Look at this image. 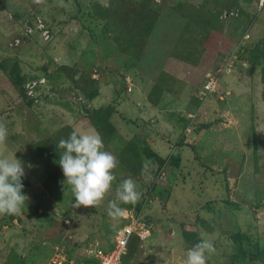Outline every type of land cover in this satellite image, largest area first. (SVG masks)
I'll use <instances>...</instances> for the list:
<instances>
[{"label": "rangeland", "instance_id": "rangeland-1", "mask_svg": "<svg viewBox=\"0 0 264 264\" xmlns=\"http://www.w3.org/2000/svg\"><path fill=\"white\" fill-rule=\"evenodd\" d=\"M97 4L111 15L100 16L104 20L94 17ZM146 11L155 16L153 20L147 17L155 21L153 30L147 39L145 31L136 32L131 50L122 52L118 41L130 38L128 32L136 31ZM35 16L49 25L52 41L43 43L36 35L11 47L21 31L20 22ZM207 20L220 31L211 32V38L203 41L202 24L194 21ZM71 21L75 24L67 26ZM263 48L264 6L260 7L259 0H0V122L8 129L5 155L15 153V158L32 165L26 167L25 177L31 184L24 177L29 200L21 214L0 216V264H49L61 257L91 263L93 247H109L125 221L123 216L110 217L108 205L116 199L121 181L128 178L136 182L141 198L120 207L140 217L151 236L143 243L148 252L138 251L131 259L128 249L124 264H168L172 242L158 230L173 225L183 235L185 222H190L200 233L196 213L209 223L213 220L212 231L207 233L216 251L208 264H217L221 258V264H234L231 256L237 250L229 234L241 229L250 239L243 244L247 254L254 242L264 243L263 219L259 232L254 220L255 209L261 204L264 208V77L261 67L250 62L251 53ZM58 50L64 54L61 61ZM229 62L232 71L218 75ZM162 73L168 76L170 88L153 106L159 96L151 93L150 103L147 96ZM216 75L224 84L200 100L202 85ZM43 77L47 83L39 91V102H26L24 85ZM92 80L99 96L91 108L112 105L118 115L110 118L117 134L107 130L105 150L117 157L119 165L101 204L74 208L71 186L63 183L58 164L62 150L56 149L57 160L49 161L37 148L54 141L65 127L77 132L92 128L89 115L83 116L68 99L82 98L80 89L96 88ZM16 81H21L19 86ZM201 131L199 145L205 152L198 155L184 141L192 132L190 140H195ZM182 137L183 145L176 150ZM144 146L163 158H177L180 149L184 153L178 158V168L171 166L160 180L161 167L148 164L138 151ZM207 199L211 210L200 212ZM168 208L186 216L170 213ZM250 210L254 224L248 226L249 217L239 229L227 227L229 218ZM150 254L155 260H150Z\"/></svg>", "mask_w": 264, "mask_h": 264}, {"label": "clouds", "instance_id": "clouds-1", "mask_svg": "<svg viewBox=\"0 0 264 264\" xmlns=\"http://www.w3.org/2000/svg\"><path fill=\"white\" fill-rule=\"evenodd\" d=\"M36 2L41 3L42 0ZM7 139V126L0 122V216L21 214L29 200L24 193L23 179L26 167L31 168L32 165H25L15 158V153L10 157L5 155ZM57 146L62 150L58 164L64 176L63 183L71 186L75 200L73 207L94 208L101 204L112 188L116 179L114 170L119 165L117 157L105 150L101 134L95 128L73 131L66 139H60ZM140 198L136 182L131 178L124 179L116 189V199L109 201L108 215L119 219L127 211L120 204H134ZM215 251L212 235L202 229L199 242L186 250L182 264H207Z\"/></svg>", "mask_w": 264, "mask_h": 264}, {"label": "trees", "instance_id": "trees-1", "mask_svg": "<svg viewBox=\"0 0 264 264\" xmlns=\"http://www.w3.org/2000/svg\"><path fill=\"white\" fill-rule=\"evenodd\" d=\"M94 17L97 15V17L99 19L104 20V17H100V16H108L111 15V12L106 9V7L101 6L100 4H97L94 7ZM151 16V11H146L145 13L142 14V18H140L142 21L139 22L138 28L136 29V31H132V32H128L130 38L125 39V37L123 38V41H121L119 43L118 41V48L122 51V52H126V54L131 50L132 46L134 45V40L136 39V32L138 34H142L145 31V35L144 38L147 39V34L150 33L153 30V25L155 24V21H147V17ZM96 17V18H97ZM97 18V19H98ZM151 20H153L155 18V16H151L150 17ZM197 24H202V32L204 35V39L208 40L211 38L212 34H210L211 32H218L220 31L218 27H216L215 25L212 24V21H194ZM119 29H122V23H119L118 25ZM132 30H134V28H131ZM117 39L119 40V37H117ZM116 39V41H117ZM139 39V36H138ZM251 59L250 62L254 65H259L262 69V77H264V48L261 51H256L251 53L250 55ZM134 61L136 62V56L134 55ZM139 60V57H138ZM134 62V63H135ZM139 62V61H137ZM136 62V63H137ZM76 77H74L75 79ZM77 79V78H76ZM168 76H166L165 74H161L159 76V78L155 81L154 85L152 86L147 98H148V102L150 103V95L152 93L153 95L159 96L158 101H156L155 104H152L153 106H157L160 101L162 100L163 96L167 93L168 88H170V84H168ZM92 83H94V85L97 86V83L95 81H91ZM21 83V81H16V84L19 86ZM262 84L264 85V82H262ZM79 87V86H78ZM75 88V87H74ZM23 91H21L22 93ZM79 93L82 94V99L84 100V103L86 106H89L88 108L90 109V114L88 117H86L87 119H89L90 125L92 128H95L103 137V140L105 141L106 138V134H107V130H109V132L111 133H116V128L114 127V125L111 123L110 118L112 117V115L115 112V108L112 105H106V106H102L99 108H91V103L94 99H96L99 96V89L98 86L96 88H94L93 90H79ZM47 96V95H46ZM25 97V95H24ZM31 103V101L29 102ZM73 128L72 127H65L63 129H61V132L58 133L57 137L54 141H51V143H42V146L39 148H37V153L39 152V155L41 157H43L45 160H57V157L55 156L56 149H59L58 142L60 139L64 138L66 139L71 132H73ZM46 144L49 146H46ZM104 144L106 145V141L104 142ZM140 150V151H139ZM138 151L143 155V157L146 159L147 163L150 165H158L159 167L162 166H172L175 168H178L179 166V157H169V158H162L160 157L158 154H156L154 151H152V149H150L149 147H141L138 148ZM137 153V152H136ZM26 178V177H25ZM23 179L24 182V186L28 185L26 179ZM30 184V183H29ZM169 191V190H168ZM167 192V191H166ZM165 192V193H166ZM158 196H160V191H157ZM169 194H166V196ZM162 196V195H161ZM160 196V197H161ZM227 205H231L227 204ZM207 210H211V205L209 204L207 206ZM148 213V212H147ZM199 221H202L201 223H203V225H207V223L204 221L203 219H198ZM55 223H59V221H55ZM125 221H123L121 223L124 224ZM63 225V223H62ZM209 229V228H208ZM229 237L233 243V247L234 249L237 250V253L231 256V259L233 261L234 264H236V262H248L249 264H264V245L261 246L258 242H254L253 244H251V251H249L250 253H246L244 251V243H250V239L249 237L242 231H237L234 233L229 234ZM186 250L188 248H190L191 246H193L194 244L198 243L200 240V235L198 233L197 230L195 229H191L188 231H184L183 235H182ZM138 241L139 239L134 236L128 246L129 249V256L131 257L138 245ZM129 257V258H130ZM91 263L88 264H94V261L90 260ZM16 264H20L18 262H16ZM207 264H208V260H207Z\"/></svg>", "mask_w": 264, "mask_h": 264}, {"label": "built area", "instance_id": "built-area-1", "mask_svg": "<svg viewBox=\"0 0 264 264\" xmlns=\"http://www.w3.org/2000/svg\"><path fill=\"white\" fill-rule=\"evenodd\" d=\"M259 5L260 7L264 6V0H259ZM20 29L21 31L19 36L14 38L10 43L11 47H17L24 39H28L36 35L43 43H49L53 39V33L49 25L46 24L39 16H35L34 20L32 19V21L20 22ZM231 71L232 63L229 62L222 70L218 71V75L220 73L228 74ZM45 81L46 79L43 77L42 80H32L24 85L26 102L29 103L31 101L32 104L39 102V99H41L39 91L44 87ZM219 83L220 81L217 75L208 77L199 92L200 100L206 99L209 95H213L215 92H217L219 89ZM129 90L130 89H128V91ZM43 95H45V93ZM192 117V114H189L188 120H191ZM167 166L165 165L160 168L158 179L163 180V176L168 169ZM123 218L125 223L120 225L116 230L111 247L104 249L96 244L92 251H90L94 264H124V257L127 256L128 246L131 239L136 236L139 239V242H141L150 236V229L146 225L142 224L140 217L137 218L136 216H133L132 212H126ZM49 264L86 263L61 257L52 259L51 263Z\"/></svg>", "mask_w": 264, "mask_h": 264}, {"label": "crops", "instance_id": "crops-1", "mask_svg": "<svg viewBox=\"0 0 264 264\" xmlns=\"http://www.w3.org/2000/svg\"><path fill=\"white\" fill-rule=\"evenodd\" d=\"M72 21H74V20H72ZM72 21L70 22V23H68L67 24V26H71V24L73 25V24H75V22L74 23H72ZM78 22V21H77ZM64 27H63V29H66L65 27H67L66 26V24H64L63 25ZM58 54H60L59 55V58H60V61H61V59H63L64 58V54H63V52L61 53L59 50H58V53H57V55ZM66 55V54H65ZM136 79V78H135ZM244 80V85H247V81H245V78L243 79ZM137 81V80H136ZM220 81V80H219ZM142 83H146V82H142ZM139 84L140 86H143V85H145V84ZM220 83H221V81H220ZM222 84V83H221ZM224 84V83H223ZM222 84V85H223ZM262 86H264L263 84H262ZM145 92L147 93V90H145ZM166 95V94H165ZM164 95V96H165ZM164 96H163V98H164ZM162 98V99H163ZM148 100V99H147ZM257 100V98L255 99V101ZM185 103V102H184ZM201 105V104H200ZM200 105L197 107V108H199L200 107ZM182 108H186L185 106H184V104H182V105H180ZM258 106H260L259 104H258ZM261 106L262 107H264V105L263 104H261ZM88 107V106H87ZM115 108V107H114ZM207 113V112H206ZM113 115H117V112H116V109H115V112H114V114ZM118 116V115H117ZM187 125H188V123H187ZM201 133H202V131L201 132H197V134H195V136H196V139L195 140H190V136H193L194 134H193V132L190 134V135H186V139H185V141H184V144L186 145L187 144V146L188 147H192L193 149H194V151L195 152H197L198 153V155H199V153H201V154H204V152L202 151V149L200 148V145H199V141H200V135H201ZM182 141H183V137H182V139L179 141V143L177 144L176 143V146H175V149L176 150H178V147H181V145H183L182 144ZM168 143H169V141H168ZM180 149V148H179ZM203 150H204V148H203ZM153 151V150H152ZM155 152V151H154ZM156 153V152H155ZM182 153H184V152H182L181 151V149L179 150V156L178 157H181V154ZM157 154V153H156ZM160 156V155H159ZM203 156V155H202ZM161 157V156H160ZM171 157V156H170ZM163 158V157H162ZM169 158V157H168ZM167 159V158H166ZM206 159V158H205ZM181 165H182V163H181ZM181 165H180V168H181ZM168 168H170L171 166H167ZM214 167V166H213ZM27 179V178H26ZM27 181L31 184V180L29 181L28 179H27ZM229 184H232L231 182L229 183ZM172 195V194H171ZM227 198H228V192H227ZM170 200V199H169ZM212 200V199H211ZM166 203H167V201H166ZM262 203H264V200H262ZM209 204H211L210 203V201L207 199L206 200V202L205 203H203V206L202 207H200V212H202V211H207V206L209 205ZM262 205V204H261ZM260 205V206H261ZM260 206H258V209H261V210H259L258 211V209H255L256 210V212H258V216L256 215V217L254 216V214L251 212V210H250V212L247 214V215H244L243 214V212L242 213H240L237 217H235V218H229L228 219V225H227V227H233V228H235V229H239L242 225H246V223H247V220H248V218L249 217H252L251 218V220H250V223H249V225L248 226H250V224L251 223H253L254 224V220H256V226H257V230H258V232H259V228H260V226H259V224H260V221L263 219V221H261L262 223H264V210H262V209H264L263 207H260ZM170 208H168V210H169ZM263 211V212H262ZM168 212H170V213H173V214H179V212L178 211H171V210H169ZM262 212V213H261ZM191 213H193V211L191 212ZM216 213H218V211L216 212ZM179 215H181V214H179ZM183 216H186L184 213H183ZM182 215H181V217H183ZM253 217H255V219L253 220ZM196 218H198V219H203V222L205 221L206 223H207V225H203V223H201L202 221H199V223H200V228H202V229H204V231H210V228L212 227V223H213V220H212V222L211 223H209L208 221H206L205 220V218L202 216V215H200V214H197L196 213ZM239 219V220H238ZM220 222H224L223 223V226H225V221H224V219L222 218V220L220 221ZM186 223V225H187V227H186V230H184V231H188L189 229H195V230H197L198 231V233H199V227H197L196 226V224L194 225L193 223H191V224H189L190 222H185ZM178 227V226H177ZM205 227V228H204ZM215 227V226H214ZM213 227V228H214ZM149 228V227H148ZM176 228V227H175ZM174 227H173V225H170V227L167 225V230H165V231H163L162 230V232L160 231V230H158V233L159 234H165V238H166V240L168 241V243L169 242H172L171 243V247H170V253H171V256H172V258L170 259V261L168 262V264H182V262H183V259L185 258V255H186V247H185V244H184V241H183V238H182V235H181V230H180V228H176L175 229ZM209 228V229H208ZM150 229V228H149ZM172 229V234H171V232H170V230ZM243 229H241V231H242ZM257 230H255V231H253V233H252V235L253 236H256V234H254V233H256L257 232ZM211 231H212V228H211ZM210 231V232H211ZM243 232V231H242ZM199 235H200V233H199ZM150 236H151V232H150ZM150 236H149V238H150ZM149 238H146L144 241H141V242H139V244H138V246H137V248H136V250H135V252H134V254L132 255V257H131V259H133L136 255H137V252L138 251H141L142 253H144V251H147L148 252V249H147V246H145V245H143V243L147 240V239H149ZM112 244V243H111ZM259 244L261 245V246H263L264 245V243L259 239ZM109 247H111V245L109 246ZM109 247H107V248H109ZM139 248V249H138ZM149 257H150V260H155V255L153 254V255H149ZM222 263V258L217 262V264H221ZM210 264V263H209Z\"/></svg>", "mask_w": 264, "mask_h": 264}, {"label": "water", "instance_id": "water-1", "mask_svg": "<svg viewBox=\"0 0 264 264\" xmlns=\"http://www.w3.org/2000/svg\"><path fill=\"white\" fill-rule=\"evenodd\" d=\"M68 99H70L69 101L74 103V105L79 109L80 113L83 116H87L90 114V109L85 105L84 100L82 98H74L71 96Z\"/></svg>", "mask_w": 264, "mask_h": 264}]
</instances>
